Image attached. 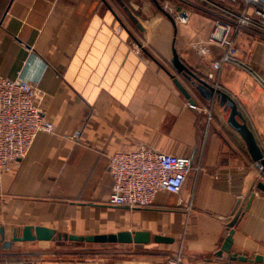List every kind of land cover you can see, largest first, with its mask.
<instances>
[{
  "label": "crops",
  "instance_id": "0c3cea01",
  "mask_svg": "<svg viewBox=\"0 0 264 264\" xmlns=\"http://www.w3.org/2000/svg\"><path fill=\"white\" fill-rule=\"evenodd\" d=\"M136 1L0 0V76L37 84L54 125L53 132L39 134L16 171L0 172V230L7 241L26 226H42L78 236L144 231L175 242L112 245L123 251L106 257L87 247L59 257L20 251L26 243L6 251L0 233V264H171L179 253L181 264H228V254H217L241 209L232 253L264 257V192L257 188L264 174L229 127L230 109L216 97L206 101L178 75L173 49L189 69L233 97L263 152L264 88L233 66L207 78L222 51L211 47L208 58L198 54L196 46L208 42L214 21L201 5L160 0L174 11H192L188 24L175 26L152 0ZM245 36L238 35L237 44ZM140 145L190 157L193 172L180 195L162 192L147 208L111 206L109 159ZM11 256L32 259L15 262Z\"/></svg>",
  "mask_w": 264,
  "mask_h": 264
},
{
  "label": "built area",
  "instance_id": "2783aa9c",
  "mask_svg": "<svg viewBox=\"0 0 264 264\" xmlns=\"http://www.w3.org/2000/svg\"><path fill=\"white\" fill-rule=\"evenodd\" d=\"M199 5L214 21L208 42L196 46L198 54L208 58L212 55L211 47L222 51L220 57L212 60L207 78L214 80L216 72L233 66L264 88V77L241 56L236 40L248 31L264 38V0H191V7ZM161 6L172 15L176 25L189 23L192 15L189 8L174 11ZM45 98L46 93L35 83L0 76V172L16 171L39 134L54 131L43 109ZM258 168L264 174L263 167L258 165ZM108 169L113 178L109 204L137 209L152 206L162 192L180 195L194 166L190 157L140 145L135 150L113 154ZM181 261L179 253L171 264H181Z\"/></svg>",
  "mask_w": 264,
  "mask_h": 264
},
{
  "label": "water",
  "instance_id": "95a60500",
  "mask_svg": "<svg viewBox=\"0 0 264 264\" xmlns=\"http://www.w3.org/2000/svg\"><path fill=\"white\" fill-rule=\"evenodd\" d=\"M157 8L163 12L168 19L176 26V22L172 15L168 13L160 4L158 0H152ZM129 14L130 19L135 23L139 29L143 30V27L139 24L137 19L133 14L126 10ZM172 65L177 71L178 75L183 79L191 83L195 88L196 92L210 102L216 97L220 102L222 107H225L226 111L230 109V114L228 118V125L231 129L237 132L241 138L246 143L248 151L252 156L253 160L263 167L264 170V152L261 148L255 133L251 130L248 125L247 119L239 109L238 103L231 97L229 94L224 91L215 88L213 85L208 83L206 80L199 77L195 72L189 69L185 63L180 59L177 50L173 49V60ZM174 83L185 98L191 103L195 104V100L192 97V94L188 89L183 85L182 81L178 77L174 76ZM257 188L264 192V182H260L257 185ZM255 195H252L248 205L246 206V211L251 207V204L254 200ZM243 213L241 209L235 216L232 223L229 225V235L226 238L220 252L217 254V257L222 258L224 253L229 255V263L233 264L234 262L250 263V264H264V257L261 255L256 256L254 259H250L238 254L232 253L233 246V235L235 234L234 226L239 220ZM1 241L3 243V249L8 251L17 244V243H33V242H70L78 245H147L151 242L162 245V244H173L175 240L170 237H165L161 235L152 236L149 232L144 231H122L115 234H103V235H93V236H78V235H68L57 233L54 229H50L42 226H26L22 230V233L18 232L14 237L7 241L5 239L4 229L0 230Z\"/></svg>",
  "mask_w": 264,
  "mask_h": 264
},
{
  "label": "rangeland",
  "instance_id": "374dc122",
  "mask_svg": "<svg viewBox=\"0 0 264 264\" xmlns=\"http://www.w3.org/2000/svg\"><path fill=\"white\" fill-rule=\"evenodd\" d=\"M117 8H120L119 4L113 2ZM136 3L143 5V2L136 1ZM246 36L244 41L238 44V48L241 52V56L245 58V60L251 64L254 68H256L263 76H264V38L256 35L254 32L248 31L244 33ZM264 128V124H263ZM38 247H41L40 250ZM91 249L89 251H100L102 252L101 256H108V253L114 254L115 251H123L117 249L115 247L118 246H108L101 250L100 247L96 245H76L70 242H50L45 244H31L26 243L20 245V251H36L39 250L40 252L45 253L46 255H58L59 257L62 256H70L77 253H81L86 251V249ZM10 252V251H9ZM0 254L2 251L0 250ZM110 256V255H109Z\"/></svg>",
  "mask_w": 264,
  "mask_h": 264
},
{
  "label": "trees",
  "instance_id": "16d2710c",
  "mask_svg": "<svg viewBox=\"0 0 264 264\" xmlns=\"http://www.w3.org/2000/svg\"><path fill=\"white\" fill-rule=\"evenodd\" d=\"M28 259H32V257H24V256H11L10 260L11 261H23V260H28Z\"/></svg>",
  "mask_w": 264,
  "mask_h": 264
}]
</instances>
